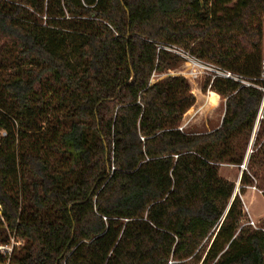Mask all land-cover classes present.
<instances>
[{"label": "trees", "instance_id": "obj_1", "mask_svg": "<svg viewBox=\"0 0 264 264\" xmlns=\"http://www.w3.org/2000/svg\"><path fill=\"white\" fill-rule=\"evenodd\" d=\"M167 45L251 83L206 79L217 128L178 129L202 93L153 81L181 65ZM263 59L264 0H0V263L264 264L219 173L245 162ZM260 123L241 194H264Z\"/></svg>", "mask_w": 264, "mask_h": 264}, {"label": "rangeland", "instance_id": "obj_2", "mask_svg": "<svg viewBox=\"0 0 264 264\" xmlns=\"http://www.w3.org/2000/svg\"><path fill=\"white\" fill-rule=\"evenodd\" d=\"M189 63V62H188ZM184 75L190 83L191 91H199L202 96L199 100L196 98L195 105L184 115L182 123L185 126L186 131H209L220 124L224 109L225 102L220 96L216 95L208 88L203 90L206 79L208 78V70L201 68L197 65L186 64L185 61H181V65L176 70H171L166 75ZM195 92V91H194ZM262 114L259 112L258 118L255 122L254 129L249 137L246 153L251 149L250 155L255 151V142L257 136L260 134ZM264 133V132H263ZM264 138V136H263ZM250 157V156H249ZM244 170L252 176L253 171L248 169L247 162L237 167L230 164H221L219 168L220 175L235 183V189H237L236 195H238L244 204L245 221L253 220L254 224L259 226L264 220V194L259 188L254 186H247L244 188V193H240V188L243 186L241 183L240 173ZM243 170V171H244ZM257 181V180H256ZM1 219V209H0ZM18 244V243H17ZM6 246V250L0 254L3 256L9 255L12 246ZM0 264H8L7 262Z\"/></svg>", "mask_w": 264, "mask_h": 264}, {"label": "built area", "instance_id": "obj_3", "mask_svg": "<svg viewBox=\"0 0 264 264\" xmlns=\"http://www.w3.org/2000/svg\"><path fill=\"white\" fill-rule=\"evenodd\" d=\"M160 48H163L169 52H172L174 54H176L177 56H179L181 58L182 61H185L186 64H190L193 63L194 65H197L201 68H204L206 70H208V77L211 78V82L210 84L213 82V80L217 77H222V78H225V79H231V80H234V81H237V82H240L242 83L243 85H246V86H249L251 85V83L243 80V78L238 75V74H235V73H232L231 71H228L218 65H215V64H212V63H208V62H205L199 58H197L196 56L192 55L188 50H185L179 46H176V45H167V46H161ZM189 62V63H188ZM167 73L165 74H162V75H157V74H154L153 75V81L154 80H157L163 76H166ZM177 75H182V74H177ZM184 76V75H182ZM185 77V76H184ZM262 77L264 78V59L262 61ZM210 87V85H209ZM210 91V90H209ZM263 109H264V97H263V105L261 107V110L260 112H262V118H263ZM178 129L182 132H187L185 130V126L183 124H181ZM7 133L6 131L4 130H0V138L1 137H4L6 136ZM115 170V166H112L111 167V172H113ZM247 225H250L252 226L253 228H258L257 225L254 224L253 220H250V221H247L246 223ZM6 246H0V251H2L3 253L5 252L6 250Z\"/></svg>", "mask_w": 264, "mask_h": 264}, {"label": "water", "instance_id": "obj_4", "mask_svg": "<svg viewBox=\"0 0 264 264\" xmlns=\"http://www.w3.org/2000/svg\"><path fill=\"white\" fill-rule=\"evenodd\" d=\"M262 113V112H261ZM224 116V115H223ZM248 152V151H247ZM249 156H250V154L247 156V153H246V158H245V163L248 161V159H249ZM242 171H241V173H240V176H241V174H242V172H243V170H244V166H242ZM237 189H235V193H234V195H233V197H232V199H231V201H230V204L232 203V201H233V199H234V197L236 196V193H237ZM229 204V205H230Z\"/></svg>", "mask_w": 264, "mask_h": 264}, {"label": "crops", "instance_id": "obj_5", "mask_svg": "<svg viewBox=\"0 0 264 264\" xmlns=\"http://www.w3.org/2000/svg\"><path fill=\"white\" fill-rule=\"evenodd\" d=\"M189 82V81H188ZM190 84V83H189ZM193 94H194V92H192ZM195 95V94H194ZM195 97H196V95H195ZM197 98V97H196ZM226 100H224V102H225ZM224 113H225V109H224V112H223V115H224ZM223 115H222V118H223ZM222 118H221V121H220V124H221V122H222ZM220 124L218 125V126H220ZM217 126V127H218ZM217 127H215V128H217ZM215 128H213V129H215ZM213 129H211V130H213ZM211 130H209V131H211ZM205 132V131H204ZM206 132H208V131H206Z\"/></svg>", "mask_w": 264, "mask_h": 264}, {"label": "bare ground", "instance_id": "obj_6", "mask_svg": "<svg viewBox=\"0 0 264 264\" xmlns=\"http://www.w3.org/2000/svg\"><path fill=\"white\" fill-rule=\"evenodd\" d=\"M250 152H251V149L249 148L248 153H247V156L250 154Z\"/></svg>", "mask_w": 264, "mask_h": 264}]
</instances>
